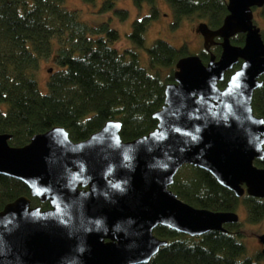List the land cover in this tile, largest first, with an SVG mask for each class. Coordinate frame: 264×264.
Instances as JSON below:
<instances>
[{
    "label": "water",
    "instance_id": "obj_1",
    "mask_svg": "<svg viewBox=\"0 0 264 264\" xmlns=\"http://www.w3.org/2000/svg\"><path fill=\"white\" fill-rule=\"evenodd\" d=\"M263 4L227 0L219 26L198 22L203 46L218 36L221 51L205 62L198 54L176 61L153 113L156 125L143 135L123 140L116 119L78 141L61 126L20 146L0 133V174L48 203L42 208L20 195L3 205L0 264L145 263L167 244L153 233L157 225L199 236L238 221L235 211L195 207L169 188L183 164L208 171L237 197L264 198V166L254 163L264 157V119L251 106L264 75V43L252 11ZM235 33L244 34L241 45L231 43ZM258 239L264 256V232Z\"/></svg>",
    "mask_w": 264,
    "mask_h": 264
},
{
    "label": "trees",
    "instance_id": "obj_2",
    "mask_svg": "<svg viewBox=\"0 0 264 264\" xmlns=\"http://www.w3.org/2000/svg\"><path fill=\"white\" fill-rule=\"evenodd\" d=\"M114 1L102 0L101 8L110 9ZM144 1L149 11L131 21L130 46L118 50L114 45L119 38L117 29L105 21L88 24L77 10L66 8L63 0H0V133L10 134V145H23L35 133L53 126L64 127L74 141L82 140L109 119L120 120L123 140L155 127L153 113L163 104V89L173 81L176 61L188 52L185 44L175 47L160 38L145 47L146 26L158 9L156 0H133L136 5ZM166 1L174 24L186 17L215 28L227 14V0ZM259 10L264 17V4ZM115 12L120 18L126 15L125 9ZM261 37L264 43V28ZM213 40L198 54L204 62L210 53L217 56L221 51L220 37ZM230 41L241 45L244 34L235 33ZM142 47L148 55L147 69L139 63L138 48ZM42 58L54 64L44 92L39 90L34 75ZM231 71H226L225 78L218 82L220 87ZM260 79L262 84L254 90L251 106L264 119L263 74ZM254 163L264 166V157L254 159ZM169 188L195 207L236 211L242 203L246 222L258 223L264 218V198L249 193L237 197L217 183L211 173L191 164L179 168ZM28 191L21 180L0 174V209L20 195L29 196ZM30 200L33 205L48 208L47 202L40 203L36 197ZM223 227L189 236L157 225L153 233L166 239L167 244L147 262L138 264H257L256 258L263 255L246 254L241 222Z\"/></svg>",
    "mask_w": 264,
    "mask_h": 264
},
{
    "label": "rangeland",
    "instance_id": "obj_3",
    "mask_svg": "<svg viewBox=\"0 0 264 264\" xmlns=\"http://www.w3.org/2000/svg\"><path fill=\"white\" fill-rule=\"evenodd\" d=\"M102 0L87 2L84 0H63V5L70 9L77 10L78 16L90 25H97L103 21L109 26L117 29L119 38L114 45L121 50L130 46L128 33L131 29V21L149 11L147 2H141L140 5L134 4L133 0H115L110 9L101 8ZM166 0H156L158 14L151 19L145 31V47L154 39L160 38L167 41L172 46L178 47L185 44L188 54H199L204 47L203 36L197 31L196 27L199 21L197 19L182 18L174 24L172 9ZM260 7L253 8V21L262 30L264 28V17L260 14ZM117 9H125L126 15L123 18L115 12ZM139 63L149 67L148 55L144 47L138 48ZM50 66H54L51 59H40L39 68L35 72L37 86L41 92L46 90V80ZM237 65H235L236 67ZM238 220L241 222L245 234L241 237L245 245L246 254L256 256L260 252L262 244L258 239V234L264 232V218L258 223H248L245 220V207L242 203L236 208ZM257 264H264V256L256 258Z\"/></svg>",
    "mask_w": 264,
    "mask_h": 264
},
{
    "label": "flooded vegetation",
    "instance_id": "obj_4",
    "mask_svg": "<svg viewBox=\"0 0 264 264\" xmlns=\"http://www.w3.org/2000/svg\"><path fill=\"white\" fill-rule=\"evenodd\" d=\"M213 39H214V38H212V39H211V43H210V44H212V43L214 42V40H213ZM210 44H209V45H210ZM208 47H209V46H208Z\"/></svg>",
    "mask_w": 264,
    "mask_h": 264
}]
</instances>
